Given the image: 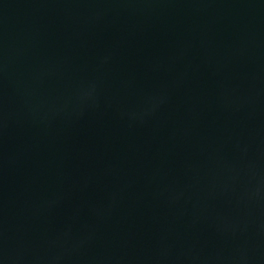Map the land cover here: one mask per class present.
<instances>
[{
  "label": "water",
  "instance_id": "95a60500",
  "mask_svg": "<svg viewBox=\"0 0 264 264\" xmlns=\"http://www.w3.org/2000/svg\"><path fill=\"white\" fill-rule=\"evenodd\" d=\"M0 264H264V0H0Z\"/></svg>",
  "mask_w": 264,
  "mask_h": 264
}]
</instances>
